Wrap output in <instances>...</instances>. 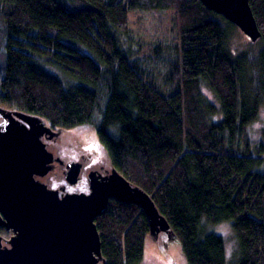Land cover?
<instances>
[{
    "label": "trees",
    "instance_id": "1",
    "mask_svg": "<svg viewBox=\"0 0 264 264\" xmlns=\"http://www.w3.org/2000/svg\"><path fill=\"white\" fill-rule=\"evenodd\" d=\"M249 2L261 49L234 57L235 25L200 0H0V106L53 128L96 129L112 167L166 217L187 264H226L210 228L224 221L234 264H264V131L256 145L246 134L264 101V0ZM134 11L158 13V40L125 45ZM95 223L106 264L142 261L149 226L139 206L111 198Z\"/></svg>",
    "mask_w": 264,
    "mask_h": 264
},
{
    "label": "water",
    "instance_id": "2",
    "mask_svg": "<svg viewBox=\"0 0 264 264\" xmlns=\"http://www.w3.org/2000/svg\"><path fill=\"white\" fill-rule=\"evenodd\" d=\"M236 25L252 42L261 37L249 0H200ZM0 264H106L95 218L109 200L136 204L145 213L148 237L163 232L169 242L178 239L152 197L128 181L115 167L101 174L89 170V192H65L41 179L57 173L64 161L47 148L43 137L53 130L37 114L0 107ZM82 164L69 162L62 170L71 184L78 181ZM61 191V192H60Z\"/></svg>",
    "mask_w": 264,
    "mask_h": 264
},
{
    "label": "rangeland",
    "instance_id": "3",
    "mask_svg": "<svg viewBox=\"0 0 264 264\" xmlns=\"http://www.w3.org/2000/svg\"><path fill=\"white\" fill-rule=\"evenodd\" d=\"M158 13L152 12H140L134 11L131 13V33L129 37H125V45H129L132 48H137L136 42L140 43V40H150V42H155L161 35L159 29V23L157 19ZM166 17V14L161 15ZM222 16V15H221ZM223 17V16H222ZM224 18V17H223ZM225 19V18H224ZM228 21V20H227ZM230 22V21H229ZM233 24V23H232ZM229 38H228V49L230 53L235 57L242 53H251L256 55L261 49V40L252 42L248 36H246L236 25L233 28H229ZM167 39L172 42L175 36L174 30L165 31ZM261 42V43H260ZM150 61V58H144ZM150 64V62H149ZM155 64V79L161 80L166 77L168 70L167 65L160 57H156L154 61ZM48 70L52 73L62 77V74L54 67L47 66ZM64 79V78H62ZM66 80V79H64ZM158 80V81H159ZM163 80V79H162ZM162 82V81H159ZM201 99L204 102L211 103L215 106V113L219 109V102L216 98L214 92L210 89L207 83H203L200 92ZM264 131V101L260 106L258 116L250 124L247 125L246 134L249 137V141L252 145L258 144L262 140V132ZM80 133V132H79ZM78 132H72L68 134H62L56 142L47 143V148L54 152L56 156H59L66 162L71 160L75 153L80 149L79 147V136ZM96 135V134H95ZM81 139V137H80ZM79 152V151H78ZM91 163V162H88ZM93 165L104 170L110 168V161L107 152L104 150V156L98 158V160L92 163ZM85 178V177H84ZM48 187L58 188L64 183L63 174L60 171L57 173H48L41 178ZM86 181V179H84ZM79 183L77 186L67 184V187H74V190L87 189V182ZM77 192V191H76ZM211 230L217 234H220L225 243V254H226V264H234V261L238 254V247L234 233L231 228V224L228 221L220 222L213 226H210ZM138 264H187L185 257L182 254L179 244L175 241L169 242L167 235L161 232L158 235L157 241H153L150 237L146 239L145 250L142 261Z\"/></svg>",
    "mask_w": 264,
    "mask_h": 264
},
{
    "label": "flooded vegetation",
    "instance_id": "4",
    "mask_svg": "<svg viewBox=\"0 0 264 264\" xmlns=\"http://www.w3.org/2000/svg\"><path fill=\"white\" fill-rule=\"evenodd\" d=\"M0 107H3V106H0ZM3 108H5V107H3ZM4 119L5 118L3 117V115H0V123L5 121ZM51 128L53 130L58 129V128H53V127H51ZM72 132H78L77 137L79 136L78 143H79L80 149L78 150L79 152L77 151L75 153V155L73 152L72 159L64 162V164L61 165L60 168H61V172H62V170L66 168L67 163L78 161L82 164L81 173H80V177H79L78 181L74 184H71L65 178L64 172H62L63 178H64V183L61 186H59L58 188L61 189L63 187L65 192H76L77 191V192L88 193L89 192V185H88L87 189L85 188V189L74 190L75 189L74 187L68 188L67 184L77 186L81 182L84 183V181H85L84 179H86L85 182H87V184H88L87 173L89 170H96L101 174H106L108 172V170L112 168V165H110L109 169L106 168L102 171V170H100L99 167L92 164L94 161L98 160V158L101 159V157L104 156V150L105 149H104L102 143L100 142V140L98 138L96 129H94L91 125L85 124V125H80V126H76V127L69 128V129H63L62 128L61 133H59L58 135H54L52 138H47V137H43V138L47 141V143L56 142L62 134H64V133L68 134V133H72ZM80 137H81V139H80ZM88 162H91V163H88Z\"/></svg>",
    "mask_w": 264,
    "mask_h": 264
}]
</instances>
